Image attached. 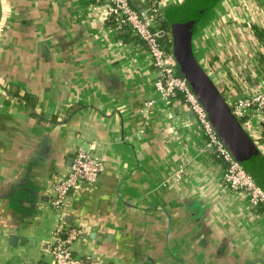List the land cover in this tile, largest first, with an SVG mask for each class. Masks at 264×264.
I'll return each instance as SVG.
<instances>
[{
    "label": "crops",
    "instance_id": "0c3cea01",
    "mask_svg": "<svg viewBox=\"0 0 264 264\" xmlns=\"http://www.w3.org/2000/svg\"><path fill=\"white\" fill-rule=\"evenodd\" d=\"M157 1L165 15L183 0ZM260 1L220 0L196 23L194 55L225 97L264 85ZM106 5L0 0V264H52L61 220L76 256L106 264H264V211L223 185L194 113L162 99L145 43ZM78 150L104 171L55 208Z\"/></svg>",
    "mask_w": 264,
    "mask_h": 264
},
{
    "label": "built area",
    "instance_id": "2783aa9c",
    "mask_svg": "<svg viewBox=\"0 0 264 264\" xmlns=\"http://www.w3.org/2000/svg\"><path fill=\"white\" fill-rule=\"evenodd\" d=\"M107 19L113 22V30L119 31L130 25L135 35L146 45L157 72L155 88L164 101L181 97L187 107L194 113L198 125L206 137L207 148L213 149L217 157L226 165L223 185L235 192H240L254 209L264 208V191L250 174L233 158L219 139L204 107L190 89L187 80L180 74L172 53L169 30L159 31V21L165 19L164 12L157 0H152L146 16L131 4L130 0H106ZM161 33H164L161 35ZM167 36V45L160 41ZM219 89V87H218ZM220 92L221 89H219ZM233 115L239 120L243 129L257 145L264 156V85L257 89L244 91L238 98L225 97ZM256 119L255 121L253 120ZM105 165L102 159L78 150L72 159L68 174L54 184L55 197L52 205L61 208L64 199L84 184H95L100 180ZM179 170L174 178L182 177ZM80 237L76 228H69L63 220L54 231L55 241L51 249L52 264H106L87 255L76 256L73 250L75 241Z\"/></svg>",
    "mask_w": 264,
    "mask_h": 264
},
{
    "label": "water",
    "instance_id": "95a60500",
    "mask_svg": "<svg viewBox=\"0 0 264 264\" xmlns=\"http://www.w3.org/2000/svg\"><path fill=\"white\" fill-rule=\"evenodd\" d=\"M220 0H183L166 8L172 53L180 74L196 95L219 139L233 158L251 175L264 191V156L233 115L224 96L197 60L193 51V35L200 17ZM142 16H146L141 0H131ZM164 33H161L163 35Z\"/></svg>",
    "mask_w": 264,
    "mask_h": 264
},
{
    "label": "trees",
    "instance_id": "16d2710c",
    "mask_svg": "<svg viewBox=\"0 0 264 264\" xmlns=\"http://www.w3.org/2000/svg\"><path fill=\"white\" fill-rule=\"evenodd\" d=\"M149 3L151 4L152 3V0H149ZM150 6V5H149ZM158 30L159 31H166L167 30V28H168V26H167V23H166V21H165V19H162V20H160L159 21V24H158ZM260 30V29H259ZM263 31V30H262ZM261 33V35H263V33L262 32H260ZM263 38V37H262ZM160 41L162 42V43H164V44H166L167 45V41H168V38H167V36H165V37H161L160 38ZM263 58H264V55H263ZM8 94H10V95H12L13 97H15V98H18L21 102H22V104L24 105V106H26V107H28V108H30L31 106H32V99H31V97H29L28 95H22V96H17V95H15V93H13L11 90L10 91H8ZM261 210H263L264 211V208L262 207V208H260Z\"/></svg>",
    "mask_w": 264,
    "mask_h": 264
},
{
    "label": "rangeland",
    "instance_id": "374dc122",
    "mask_svg": "<svg viewBox=\"0 0 264 264\" xmlns=\"http://www.w3.org/2000/svg\"><path fill=\"white\" fill-rule=\"evenodd\" d=\"M258 1H260V0H258ZM260 2L264 4V0H261ZM262 13L264 14V10H262Z\"/></svg>",
    "mask_w": 264,
    "mask_h": 264
}]
</instances>
